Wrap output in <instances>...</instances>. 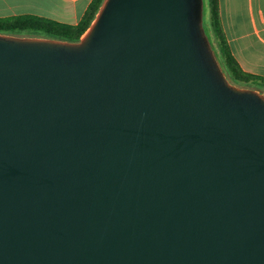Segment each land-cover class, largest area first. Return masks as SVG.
Listing matches in <instances>:
<instances>
[{
	"label": "water",
	"instance_id": "obj_1",
	"mask_svg": "<svg viewBox=\"0 0 264 264\" xmlns=\"http://www.w3.org/2000/svg\"><path fill=\"white\" fill-rule=\"evenodd\" d=\"M204 8L0 33V264H264V93L228 80Z\"/></svg>",
	"mask_w": 264,
	"mask_h": 264
},
{
	"label": "crops",
	"instance_id": "obj_2",
	"mask_svg": "<svg viewBox=\"0 0 264 264\" xmlns=\"http://www.w3.org/2000/svg\"><path fill=\"white\" fill-rule=\"evenodd\" d=\"M92 0H0V17L31 14L76 24ZM231 54L245 72L264 77V0H218Z\"/></svg>",
	"mask_w": 264,
	"mask_h": 264
},
{
	"label": "trees",
	"instance_id": "obj_3",
	"mask_svg": "<svg viewBox=\"0 0 264 264\" xmlns=\"http://www.w3.org/2000/svg\"><path fill=\"white\" fill-rule=\"evenodd\" d=\"M102 0H92L76 24L59 22L31 14L0 17V33L41 36L74 42L90 24ZM204 27L228 80L238 86L264 92V77L245 72L231 54L224 37L218 12V0H204Z\"/></svg>",
	"mask_w": 264,
	"mask_h": 264
},
{
	"label": "rangeland",
	"instance_id": "obj_4",
	"mask_svg": "<svg viewBox=\"0 0 264 264\" xmlns=\"http://www.w3.org/2000/svg\"><path fill=\"white\" fill-rule=\"evenodd\" d=\"M204 13H205V8H204ZM205 15V14H204ZM264 93V92H263Z\"/></svg>",
	"mask_w": 264,
	"mask_h": 264
}]
</instances>
